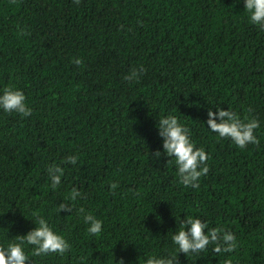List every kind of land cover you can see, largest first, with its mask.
<instances>
[{
    "label": "trees",
    "instance_id": "obj_1",
    "mask_svg": "<svg viewBox=\"0 0 264 264\" xmlns=\"http://www.w3.org/2000/svg\"><path fill=\"white\" fill-rule=\"evenodd\" d=\"M6 87L32 115L0 109V247L43 218L71 250L34 256L24 243L28 264H264V31L244 0H0ZM218 108L255 118L259 144L240 149L208 129ZM167 116L209 157L198 188L164 154L157 124ZM53 164L64 170L56 189ZM80 208L102 221L99 235ZM186 216L234 233L235 251L178 253L172 235Z\"/></svg>",
    "mask_w": 264,
    "mask_h": 264
},
{
    "label": "clouds",
    "instance_id": "obj_2",
    "mask_svg": "<svg viewBox=\"0 0 264 264\" xmlns=\"http://www.w3.org/2000/svg\"><path fill=\"white\" fill-rule=\"evenodd\" d=\"M79 5L80 0H73ZM245 9L249 13V22L264 31V0H244ZM23 35V31L21 32ZM76 66L82 65L81 59H74ZM143 67L132 69L124 77L125 81H137ZM0 109L4 112H15L23 117L32 115V110L26 105V97L21 90L6 87L0 94ZM251 111V109H249ZM207 126L213 133L221 139H230L238 148L244 149L248 144L258 145L259 140L254 135V130L259 127V122L255 119L242 120L236 113L218 108L216 112L211 110L207 113ZM219 120V123H217ZM158 134L163 138L164 154L169 158L168 162L174 163L177 168L179 181L185 187L198 188L199 179L209 171L207 166L208 155L202 148H196L190 139L189 129L182 126L175 116H167L158 121ZM161 153L157 150L154 158L159 159ZM77 156H69L64 163L75 165ZM63 168L53 164L48 167V177L51 181V188L56 189L61 183ZM111 189L115 190L118 185L111 184ZM81 197V193L73 188L70 199L75 201ZM59 212H72V208L61 203L58 206ZM85 224H88V233L99 235L102 231V221L95 218L91 213L85 214V209L80 208ZM35 227L27 235L20 236V242H11L8 246L0 247V264H28V256L22 247L24 243L33 247L34 256H42L50 253L64 255L71 250V245L67 240L52 231L47 221L37 218ZM207 230V232L205 231ZM172 241L177 246L178 253L185 255L199 253L207 249L209 245H214L213 251L217 254L232 253L237 247L235 234L220 228L209 229L207 223L198 218L186 216L181 221L180 229L172 235ZM118 264H124L121 259ZM145 264H178L177 256L170 258H157L149 256ZM224 264H231V260H225Z\"/></svg>",
    "mask_w": 264,
    "mask_h": 264
}]
</instances>
